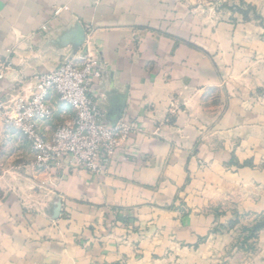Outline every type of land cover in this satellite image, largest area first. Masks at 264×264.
I'll return each mask as SVG.
<instances>
[{"label": "crops", "instance_id": "crops-1", "mask_svg": "<svg viewBox=\"0 0 264 264\" xmlns=\"http://www.w3.org/2000/svg\"><path fill=\"white\" fill-rule=\"evenodd\" d=\"M0 58L7 107L93 61L101 113L132 129L104 173L47 174L0 126V264H136L158 240L196 244L217 208L264 212V0H0ZM51 105L47 138L73 117Z\"/></svg>", "mask_w": 264, "mask_h": 264}, {"label": "built area", "instance_id": "built-area-1", "mask_svg": "<svg viewBox=\"0 0 264 264\" xmlns=\"http://www.w3.org/2000/svg\"><path fill=\"white\" fill-rule=\"evenodd\" d=\"M9 65L0 58V82L6 79ZM100 76L91 60L77 63L64 59L54 71L33 78L35 86L29 99L20 97L7 107L0 96V126L10 125L19 131L35 157L33 167L37 171L52 174L68 160L92 175H100L128 138L132 129L125 120L109 123L93 97V80ZM52 99L64 107L63 114L70 110L73 117L47 138L40 129L42 123L54 118Z\"/></svg>", "mask_w": 264, "mask_h": 264}, {"label": "rangeland", "instance_id": "rangeland-1", "mask_svg": "<svg viewBox=\"0 0 264 264\" xmlns=\"http://www.w3.org/2000/svg\"><path fill=\"white\" fill-rule=\"evenodd\" d=\"M255 92L264 109V86ZM210 215L214 225L196 244L158 240L150 259L136 264H264V212L225 205Z\"/></svg>", "mask_w": 264, "mask_h": 264}]
</instances>
